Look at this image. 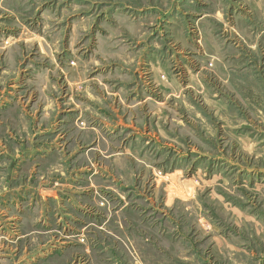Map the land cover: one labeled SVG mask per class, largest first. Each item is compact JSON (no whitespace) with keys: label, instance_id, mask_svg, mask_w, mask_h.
I'll use <instances>...</instances> for the list:
<instances>
[{"label":"rangeland","instance_id":"374dc122","mask_svg":"<svg viewBox=\"0 0 264 264\" xmlns=\"http://www.w3.org/2000/svg\"><path fill=\"white\" fill-rule=\"evenodd\" d=\"M261 9L0 0V205L21 219L8 241L0 220V264H264ZM202 34L238 47L248 104Z\"/></svg>","mask_w":264,"mask_h":264},{"label":"crops","instance_id":"0c3cea01","mask_svg":"<svg viewBox=\"0 0 264 264\" xmlns=\"http://www.w3.org/2000/svg\"><path fill=\"white\" fill-rule=\"evenodd\" d=\"M245 2L247 4H252V6L254 8L259 9L260 11L263 10L261 8H264V0H245ZM245 21H246V19L240 17V20H239L240 29H239V31L237 30L235 32L234 36L232 35L233 37L236 36L235 37L236 40L234 38L232 40H235V42L238 43L240 45V47H242V48L244 47V44L249 47L250 44L252 43V35L248 31V29L246 30V29L242 28V26L244 28L246 27ZM201 38H202V42L199 46L202 50L201 52H203V54L206 56H208L207 54L211 53L213 55L212 58L215 60L213 72L218 75V79L221 80L222 82H224L225 85L229 89H232V87H234L235 88V89H233L234 91L236 90L237 92H240L241 94L238 93L237 98L240 101H242L243 103L248 104L245 101V100H247L245 98V95H244L245 91H248L249 89H251V86L253 85V81L256 84L257 79H255L256 77L253 76V74L251 73L250 70H244L241 72L233 70V66L235 65V62H237L236 60L233 61V59H237L239 56V55L238 56L235 55L236 49L238 50V47H235V46L230 45V44L227 45V43H225L226 45L224 47L222 45V41L220 39L215 38V37L214 38L213 37L212 38L207 37V36H204V34H202ZM255 49L256 48H253V50H255ZM253 55H256V54H253ZM191 57L192 56H190L189 58H191ZM225 59H228V62H225L226 61ZM258 59H259V57H258ZM191 63H194V62H191ZM237 64L240 65L243 63H242V61H238ZM256 85H258V81H257ZM257 96H259V94L256 93L254 97H255L256 101L259 102V100H257L258 99ZM21 149H22V147H21ZM22 150H24V149H22ZM26 152L30 154V152H28V150ZM7 153H10L9 147L3 145L2 141L0 140V169H5L7 167V164L4 162V159L7 156ZM15 153H16V155H18L19 153H21V151L18 150V151H15ZM13 155H15V154L13 153ZM5 196H6L5 194H0V199H2V202H6V200H4ZM10 204L12 205L13 202L10 201ZM15 205L17 207V204H15ZM10 209H11V206L9 207V205H8L7 209H5V207H3V206H1V208H0V220L2 222H4V225L2 226L4 228V231H3L4 236H2V238L5 241H8L7 238L12 237V236H10V234L8 235V233H7L8 232L7 227L10 226L11 224H6V222H9V221L14 222V220H16V218H18L15 215H11L12 213H11ZM17 213L20 214V211L18 212V210H17ZM18 219L21 220L20 218H18ZM45 220H46V217L43 216V220L41 223L43 227L46 223ZM10 232L12 233V231H10ZM16 240H17V238H16ZM19 240H21V239L18 238V241ZM261 241L263 242L264 238H262ZM9 243L13 244L14 242L11 241ZM20 243L22 244L23 241H21ZM63 243H66V242H61L60 244H63ZM60 244L56 243L55 245L53 244L51 247H60L59 246ZM4 245L7 246L6 242H4ZM38 245L41 248H43V250H44L47 247L49 248V246L51 245V242L50 241H47V242L42 241V242H39ZM24 248H26V246ZM14 249H17L20 252H22V250H23L22 246H21V248H19L18 245L15 246Z\"/></svg>","mask_w":264,"mask_h":264},{"label":"bare ground","instance_id":"6f19581e","mask_svg":"<svg viewBox=\"0 0 264 264\" xmlns=\"http://www.w3.org/2000/svg\"><path fill=\"white\" fill-rule=\"evenodd\" d=\"M217 49V48H216ZM194 62V61H193Z\"/></svg>","mask_w":264,"mask_h":264}]
</instances>
